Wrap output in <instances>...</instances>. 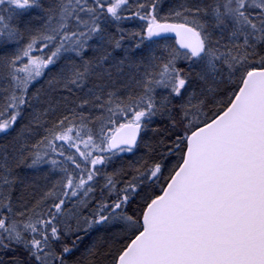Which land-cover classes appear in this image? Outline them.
Here are the masks:
<instances>
[{"label": "snow or ice", "instance_id": "6c2138e0", "mask_svg": "<svg viewBox=\"0 0 264 264\" xmlns=\"http://www.w3.org/2000/svg\"><path fill=\"white\" fill-rule=\"evenodd\" d=\"M7 136L0 264H264V0H0Z\"/></svg>", "mask_w": 264, "mask_h": 264}, {"label": "trees", "instance_id": "16d2710c", "mask_svg": "<svg viewBox=\"0 0 264 264\" xmlns=\"http://www.w3.org/2000/svg\"><path fill=\"white\" fill-rule=\"evenodd\" d=\"M46 3H49L50 0H45ZM169 3L175 5V2L177 3V0H168ZM132 3L135 4V1L132 0ZM165 11H167V9H165ZM37 24H39V21H37ZM145 24V21H141L139 19H132V20H126L123 22L122 27L125 29V31H142V26ZM164 40H167L168 43L170 44L169 47H174L175 46V42L173 39H162L160 42L162 43ZM130 43V41H125V45L127 46V44ZM146 43H150V42H146ZM154 50L156 51H160L162 49H164V46H153ZM38 54V53H37ZM89 57L92 56V52H89L87 54ZM56 75V70H53L52 72L48 73L44 78H42V80L40 81L39 84H37V88H42V89H47L48 88V80L52 77ZM95 80V78H93ZM89 86H92V81H90ZM131 91H135V89H130ZM122 91H128L125 89H122ZM81 93L79 92V90L76 93V97L74 98H78L79 95ZM44 93H42V97H43ZM61 97V93L59 90L52 92L51 93V98L59 101ZM44 105L41 104L38 107H43ZM168 126L167 121H163L160 119H157L156 121H154V124L152 125V127L158 128L161 130V134L163 132V129H165ZM15 133H13L14 135ZM142 136L144 138V142H148V143H154L155 140L157 139V134L152 132V131H148L146 133H142ZM12 139V136H7V137H0V145L2 144H7L10 140ZM137 154V157H133L134 155L131 154H125L123 155V158L120 160H117V162L114 165H110L108 168V171H111L113 167H119L121 164H123L124 166H127L129 163L135 162L137 160H141L142 158H146V150L143 147V142L141 144V147L139 149H137V152L135 153ZM178 157H172L169 159V161L167 162V166L170 169L171 167H173L177 161ZM172 163V164H171ZM17 172L19 174V176L24 180L25 184H29V182L35 180L37 186H43L47 183V181L44 179L45 176H47V172H36L34 173L32 170H29L27 168H23V169H17ZM168 171L167 169L165 170V176H167ZM21 191H25V189L20 188L18 186L17 189V195L21 192ZM138 203L137 204H132L129 208V211L136 209L138 207ZM96 235L93 234L92 236L86 237L83 241V243L80 245V251L77 253V256L74 257V259L78 258L80 256V254L83 253L84 249L94 240H96Z\"/></svg>", "mask_w": 264, "mask_h": 264}, {"label": "rangeland", "instance_id": "374dc122", "mask_svg": "<svg viewBox=\"0 0 264 264\" xmlns=\"http://www.w3.org/2000/svg\"><path fill=\"white\" fill-rule=\"evenodd\" d=\"M135 1V0H134ZM181 2V0H177V3L175 2V5L176 4H178V3H180ZM150 43H152V42H150ZM153 46H156V47H159V46H164L165 48L166 47H169L170 46V44L168 43V41L167 40H164L162 43L160 42V43H158V44H154ZM136 152H137V150H136ZM123 155H125V154H123ZM133 157H137V154H135ZM172 164V163H171Z\"/></svg>", "mask_w": 264, "mask_h": 264}, {"label": "water", "instance_id": "95a60500", "mask_svg": "<svg viewBox=\"0 0 264 264\" xmlns=\"http://www.w3.org/2000/svg\"><path fill=\"white\" fill-rule=\"evenodd\" d=\"M168 37H169V38H173V39H174V41H175L174 34H168V35H167V38H168Z\"/></svg>", "mask_w": 264, "mask_h": 264}]
</instances>
